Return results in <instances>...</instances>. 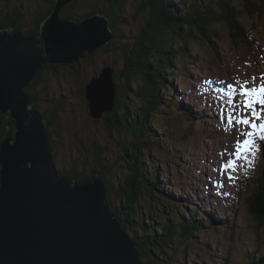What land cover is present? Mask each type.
I'll use <instances>...</instances> for the list:
<instances>
[{
  "label": "rangeland",
  "instance_id": "obj_1",
  "mask_svg": "<svg viewBox=\"0 0 264 264\" xmlns=\"http://www.w3.org/2000/svg\"><path fill=\"white\" fill-rule=\"evenodd\" d=\"M87 1L88 6L85 0L80 1L82 10L89 7L92 11H96L94 14L91 13L92 11L89 12L91 16L99 15L98 13L103 14L100 11L101 8L98 7L102 4V0ZM142 1L125 0L122 13L123 21L119 22L118 28L113 29H118L114 37L113 30L108 31L112 38L107 41L109 46L106 50L100 46L93 53L85 51L83 56L69 63L63 62L75 64L74 68L59 67L54 70L48 65L56 62H45L41 67L44 69L34 83L31 92L34 95V98L30 97L33 105L31 108L38 110L42 115L45 113L50 118L57 119L50 126L51 145L56 153V168L62 177L70 171H75L78 174L81 173L79 175L87 176L86 181H81L79 178L80 183H88L94 180V177L92 179L90 177L93 175L92 169L95 164L99 169H102L106 178L102 180L107 192L106 205L111 211H117L119 207L120 189L130 175V170L133 167L131 161L138 157L142 160L147 170L144 168L146 173H143V169L140 172L142 174L139 184L143 194L138 203L133 205L135 217L130 230L127 231L130 238L135 232H141L138 229L139 225L134 221L147 227L152 224L155 227L157 224H160L159 227L163 226L159 223L162 222L163 217H166L163 221L164 224L166 220L175 223L176 220L181 221L182 219H190L198 223L200 227L193 236L183 237L180 233L177 235L176 232L177 236L171 243H166L164 247L157 250L150 249L143 256L139 255L142 259L141 264H192L193 261H199L198 264H209V262L221 264L222 259L228 264H241L242 259H245L246 250L253 244L252 237L257 241V245L260 243L259 240H264L262 232L260 235L257 230H253L256 234H252V230L247 233L245 228L249 221L251 224L253 222L254 228L257 224L254 216L250 215L246 201L250 195L252 197L253 193H257L255 189L260 190V185L253 183L250 178L247 179L249 174L253 173L250 170L252 164L249 159L252 150L247 152L243 150V140L246 137L241 133L252 131V129L236 124L237 114L245 115L243 103L246 97H240L241 85L250 76L264 70V17H261L264 16V6L260 15L261 19L257 15L249 17L244 14L243 27L248 38L233 37V29L222 21L213 26L214 30H210L204 35H198L199 38L190 40L188 35L176 36L172 47L174 52L161 57L162 61L167 57L170 60L165 65L153 68L152 71L159 82H155L158 89L155 86V93L153 92L156 99L155 107L151 111V130L147 129V135L151 139L145 137L144 140H140L132 147L137 132L132 133L129 130V141L127 140V144H125L126 129L121 127V131L115 127V131L110 137L105 128L104 118L93 119L90 116L85 97V85L91 78L103 72L105 68L113 67L111 69L114 72L122 68L123 57L119 49L123 48V44L131 45L145 23V15L138 10L139 7H142ZM182 1L172 0V3L176 4ZM201 1L215 9L218 8L219 0ZM232 1L235 5L242 7L243 0ZM45 6H48L45 0H0V18L6 13L15 12L16 16V13L20 15L18 16L20 22L27 27L32 24L31 19L34 12L46 10ZM57 16L58 20H62L59 14ZM160 18L161 26H165L169 22L164 14ZM67 20L79 23L82 19L79 21ZM108 21L110 24L109 19ZM170 41L171 37L169 36L167 42ZM167 42L165 39L162 42L166 49L170 48ZM184 50L186 52L183 54ZM84 58L86 59L84 60ZM241 62H244L245 65H241ZM225 74L226 76H224ZM231 75H234L236 80L241 83L238 85L233 83V86L229 87L226 79L222 77ZM141 79L140 87L147 78L141 77ZM216 85L220 87L217 90L215 89ZM142 88L141 92L144 90L147 92L149 89V87L146 88V85H143ZM226 90L228 91L227 97L230 100H235L238 106L237 113H228L227 111L226 102L228 101L223 97V91ZM247 98L252 99L250 95ZM132 103L135 104L137 101ZM217 104L224 110L225 117L228 114L231 116L227 117L228 120L223 119V124L220 126L228 125L227 128L232 130L219 131L216 128L219 121L204 123L209 118L212 120L210 116L215 114L213 106ZM256 105L262 116L260 120H256L259 125L264 121V106ZM5 113L9 114L8 111ZM194 113L205 120L200 119L199 122L196 117L198 115H194ZM215 117L216 115H213V119ZM43 119L46 121L44 117ZM255 137H257L256 134L252 138L253 141ZM238 142L241 144L240 153L243 156L239 159L233 155L237 152ZM51 154L53 156L52 152ZM135 154L136 157H134ZM244 156H247V160L244 159ZM163 159H168L169 166L172 168L167 169ZM263 159L264 157H262L261 163L257 162L258 166L264 164ZM229 160L235 162L234 170L224 167ZM137 161L139 160L137 159ZM211 168H213V175L211 177L204 176L206 171ZM247 172L248 175H246ZM168 173L173 175L179 183L170 180ZM221 174L222 181L220 180ZM257 174L256 171L253 175ZM64 178L69 180L67 177ZM109 182L111 188H109ZM151 182L156 184L155 191L153 188L150 190L147 186ZM134 185L136 186L137 183ZM209 187L213 190L210 191ZM170 188L172 191L169 190ZM161 192H168L174 200H165L161 196ZM222 192L226 193L222 194ZM261 192H264V187ZM182 199L185 200L182 201ZM183 202H188L185 209L181 208ZM210 205L213 207L212 209L209 208ZM207 209L211 214L207 212ZM176 211L179 213L173 215ZM235 212L238 216L240 215L239 219ZM230 213H234L235 216ZM207 215L211 220L214 219V227H217L218 221L227 219L234 223V229L229 230L223 225L213 229L212 224L206 228L205 225L210 221ZM179 223L182 224V222ZM179 227L180 225L177 228ZM180 247H182L183 253L180 252Z\"/></svg>",
  "mask_w": 264,
  "mask_h": 264
},
{
  "label": "water",
  "instance_id": "obj_2",
  "mask_svg": "<svg viewBox=\"0 0 264 264\" xmlns=\"http://www.w3.org/2000/svg\"><path fill=\"white\" fill-rule=\"evenodd\" d=\"M56 1L38 36L0 27V110L14 119L0 142V264H141L106 205L101 176L88 183L62 177L52 163L46 121L26 107L30 97L21 88L45 62H71L112 38L100 13L79 23L59 21L60 8L72 0ZM113 73L105 68L85 85L93 119L113 108ZM257 208L264 222V207Z\"/></svg>",
  "mask_w": 264,
  "mask_h": 264
},
{
  "label": "trees",
  "instance_id": "obj_3",
  "mask_svg": "<svg viewBox=\"0 0 264 264\" xmlns=\"http://www.w3.org/2000/svg\"><path fill=\"white\" fill-rule=\"evenodd\" d=\"M80 1L82 0H72L66 4V6H63L59 13L61 19H74L79 21L84 17L91 16V13H96L95 10L92 11L89 7H87L86 10H82ZM263 1L264 0H243L242 7H239L235 5L232 0H219L218 8L215 9L213 6L203 3L201 0H183L181 3L176 4H173L172 0H143L141 5L142 7H139L138 10L146 17L144 26L138 31L136 37L134 38V42L131 45L123 44V48L119 49L123 57V64L122 68H120L118 71L115 70V75H113V80L115 83L113 108L111 111L103 113L105 117L102 115L101 118H99H104L105 128L107 129L109 136L111 137V134L114 133L115 127H118L119 130H121V127H123L126 129L125 144H127V140L129 141V130L132 131V133L137 132V136H134L135 140L132 142V147L140 140H144L145 137L151 139L147 135V129L149 128L151 130V111L155 107L156 99V96L153 94L155 93V86L158 89L155 82H159V79L154 77L152 71L153 68H156L159 65H165L170 60V58L167 57L164 61H162L161 57L162 55L167 56V54L174 52L172 47L173 42L176 40V36L180 37L183 35H188L190 40L191 38H199L200 35H204L206 32L208 33L210 30H214L213 26L222 21L224 24L233 29V37L248 38L249 36L243 27L244 14L248 15L249 17H253L258 12V18H263L264 16L260 17L262 8L264 6ZM45 2L48 5L44 7L46 10L42 12L35 11L31 19V25L25 27L20 22L18 18L20 15L18 13H16V16L15 12H9V14L6 13L5 15H2V18H0V27L11 28L12 30L20 31L25 36H38L41 23L50 14L49 12L54 10L57 1L45 0ZM85 2L88 6V1L85 0ZM124 2L125 0H102V4L98 6L101 8V13H103V15L106 17L108 16L111 30L118 28V25H120L119 22L121 23L123 21L122 13ZM162 14H164L165 18L169 20L165 26H161L160 17ZM117 30L118 29L113 30V37ZM169 36L171 37V41L167 42V38ZM119 37L121 38V35H119ZM164 39L170 48H164L162 43ZM108 46L109 44L106 43L101 45V48L106 50ZM184 52H186V50L183 51V54ZM86 58H84V60ZM66 63L56 62L48 66L54 70H57L59 67L74 68L75 66V64ZM43 69L44 67L38 70L32 83H29L28 86L24 88L29 97L34 98V95L31 94V92L33 90V86L35 85L34 83H36L37 79L40 77V73ZM143 70H145L144 73ZM141 77L147 78L143 84L146 85V88L149 87L147 92L145 90L141 92V88L143 86L142 85L140 87V81L142 80ZM133 101H137V103L133 104ZM195 114L196 113H194V115ZM42 116L47 121L49 145L51 152L53 153V158L56 162V153L51 145L52 133L50 131V126L52 123H54V121H57V119L50 118V116L46 115L45 113H43ZM196 117L199 120V117ZM7 128H14V119H12L8 113L2 112L0 110V142L5 136ZM134 157H136V154ZM135 159L131 161V165H133V167L130 170L129 177L124 182L125 184L123 183L124 185L121 186L122 188L120 189V200L118 204L119 207L117 208V211L112 210L126 234H128L127 231L130 230V226L133 222L132 220L135 217L133 205L138 203L143 194L139 184L140 175L142 174L140 172L143 169V173H146L145 169L147 170L139 157L137 158L139 161ZM171 164L175 167L172 162ZM165 167L167 166L165 165ZM169 167L172 168V166ZM257 172L258 174L254 176L251 174L250 180L253 183L259 184L260 190L255 189V192L257 193H253L252 197L250 195L248 198L250 199L251 197L252 199H248L246 203L249 206L250 215L254 216V219L257 222L255 228L260 235V232L264 234V222L262 221L261 214L258 213L259 209L257 208L256 204L264 207V192H261L262 187H264V164H260L258 166ZM92 173L93 175L90 177V179H92L94 175L101 176L102 180L106 179L102 169H99L97 164H95L93 167ZM79 174L75 171H70L64 177H67L70 180H87V176ZM169 176L170 180L177 181L173 175L169 174ZM177 182L179 183V181ZM135 183H137L136 186L134 185ZM155 185L156 184L154 182L147 184L148 188L150 190L153 188L154 191L156 190ZM109 188H111L110 182ZM109 188L107 187V190H109ZM161 196L167 201L174 200V198L168 192H161ZM183 200L185 199H182V201ZM187 204L188 202H183L182 208L185 209ZM164 218L166 217H163L162 222H160L163 226L158 227L157 230L156 228L155 230L152 229L151 226L147 227L146 225L141 224V232H139V235H132L133 242L137 244L136 250L139 255L143 256L144 254H147L150 249L157 250L158 248L164 247L166 243H171L172 238L175 236L176 232H180V229L182 230V233L180 234L181 236L191 237L198 227H200L198 224L195 225L196 222L189 223L179 220H176L175 223H171L170 221L166 220L164 224ZM179 222H182V224ZM220 223L223 225V227L229 229H232L235 226L233 222H229L227 219H223ZM175 224L176 227L174 228ZM247 224H250V221L247 222ZM177 225H180V227L177 228ZM146 229L148 230L146 232L147 234L144 232ZM254 234H256V232H254ZM255 237L258 238V236ZM259 242V245L252 244L246 250L245 259H242L241 264H264V240H259ZM157 255L159 254L157 253Z\"/></svg>",
  "mask_w": 264,
  "mask_h": 264
},
{
  "label": "bare ground",
  "instance_id": "obj_4",
  "mask_svg": "<svg viewBox=\"0 0 264 264\" xmlns=\"http://www.w3.org/2000/svg\"><path fill=\"white\" fill-rule=\"evenodd\" d=\"M63 6H66V4H63L62 5V7L60 8V10L63 8ZM60 10H59V12H58V14L60 13ZM53 11V10H52ZM52 11H51V13H52ZM50 13V14H51ZM257 15V14H256ZM101 16H103L104 18H105V21H106V25L108 26V27H110L111 28V26H110V24H109V21H108V16L106 17L105 15H101ZM47 18V17H46ZM83 20V19H82ZM59 21H63V20H59ZM81 21V20H80ZM79 21V22H80ZM234 39V38H233ZM98 47H100V46H98ZM241 65H245V63L244 62H241ZM245 68V67H244ZM257 68H259V67H257ZM167 76V75H166ZM224 76H226V74L224 75ZM167 78V77H166ZM222 78H225L226 79V82H227V84L228 85H232L233 83L235 84V85H238V84H240L241 82H239L238 80H236V78L234 77V75H231L230 77H222ZM30 82H28L27 84H25V85H23L22 86V88H21V91H22V93H23V95H27L28 96V94L26 93V91H25V87L26 86H28V84H29ZM244 83V84H243ZM242 84H243V86L246 88V89H249V90H251V89H256L257 91H259V89L260 88H262V87H264V70L263 71H261L260 73H257L256 75H252V76H250L249 77V79L246 81V80H244V82H243ZM217 87L215 88L216 90L217 89H219L220 87H218V85H216ZM233 86V85H232ZM234 88H236L235 86H234ZM228 91H225V93L223 94L224 95V98H225V100L226 101H228L227 102V111H228V113H230V112H233V113H237V111H238V106L236 105V103H235V100H230L228 97H227V93ZM202 93H204V92H202ZM221 94H222V91H221ZM241 94V93H240ZM29 97V96H28ZM238 97V96H237ZM240 97H242V98H244V96H240ZM250 97L252 98V99H255V98H258L255 94H251L250 93ZM225 101V102H226ZM229 101H231V103H229ZM214 105V104H213ZM31 106H33L32 104L31 105H26V107H27V109H30L31 108ZM253 107H256L257 108V105L256 104H254L253 105ZM229 108H232V110H229ZM190 109V108H189ZM184 110V109H183ZM213 112H215V114H213V115H216V117L214 118V119H216V120H214L213 119V115L212 116H210V117H212V120L209 118L207 121H204L205 119L204 118H202L201 116H199L198 114H195V115H198V117H199V122H200V118L204 121V123H206V122H209V121H211V122H213V121H219V124H217L216 125V128L217 129H219V130H232L231 128H227L228 126H226V125H224L225 127H221L220 125L221 124H223V118L225 117V114H224V110L222 109V107L219 105V104H217L216 106H213ZM210 113V112H209ZM208 113V115H211V114H209ZM243 113L245 114V111L243 110ZM223 116V117H222ZM225 123V122H224ZM234 131V130H233ZM263 148H264V146H263ZM262 152H264L263 151V149H260L259 151H255L254 152V154H253V150L251 151V155L249 156L250 158L252 157V158H254V157H259L258 158V162L259 163H261V161H262V157H264V156H262L261 155V153ZM262 156V157H261ZM243 156L241 155V153H240V158H242ZM168 159H163V161H164V163H165V165L167 166V167H169V160L167 161ZM52 163L54 164V166L55 167H57L56 166V162H55V160H54V158L52 157ZM211 166H213V164H211ZM256 168L258 169V165L256 164V166L254 167V168H251V171L252 172H254L255 170H256ZM57 170H58V168H57ZM249 172V171H248ZM248 172H247V174L246 175H248ZM213 175V168H211V169H209L208 171H206V174H204V176H206V177H211ZM220 180L222 181L223 180V177H222V174H221V176H220ZM75 181H78V180H75ZM210 185L211 186H213L211 183H210ZM209 189H210V191H212L213 189H211L210 187H209ZM169 190H171L172 191V189L170 188ZM239 192H240V190H239ZM223 193H226V192H222V194ZM211 198H214L213 196H211ZM227 199V198H226ZM215 201H214V205H215ZM204 204V203H203ZM167 205V204H166ZM200 207V206H199ZM209 208L210 209H212L213 207L210 205L209 206ZM201 212H203V210H200ZM214 211H217V210H214ZM233 211H236V210H233ZM207 212L208 213H210L209 212V209H207ZM206 212V213H207ZM113 213V212H112ZM177 213H179L178 211H176V213H174L173 215H176ZM114 214V213H113ZM211 214V213H210ZM235 214H236V212H235ZM235 214L234 213H230V215H234L235 216ZM115 215V214H114ZM237 215V214H236ZM203 216H205V215H203ZM208 216V218L210 219V216L209 215H207ZM212 216V215H211ZM238 216V215H237ZM240 216V215H239ZM239 216L237 217L238 219H239ZM241 218H242V216H241ZM245 218V217H244ZM206 221L205 222H207V219H205ZM133 221V220H132ZM181 221H185V222H192V223H194L195 221H193V220H190V219H182ZM134 223L135 224H137V225H139V230H140V227L142 226L139 222H135L134 221ZM160 223V222H159ZM213 223H215V221H214V219H210V221L205 225V226H207L206 228H208V226H211V224H212V227H213V229H216V228H218V227H222V225H221V223L218 221V223H217V227H214V224ZM157 224V223H156ZM198 223H196L195 225H197ZM141 225V226H140ZM159 225L160 224H157V227H155V226H153V224H152V229H154L155 230V228H156V230H157V228L159 227ZM162 225V224H161ZM253 222H252V224H251V222H250V224H247L246 225V229H247V233L249 232V230H252V232H253V230H256V228H254L253 226ZM177 227H178V225H177ZM232 229H234V227L232 228ZM230 230V229H229ZM148 230L146 229L144 232L146 233ZM157 233V232H156ZM180 232L178 231L177 232V235L179 234ZM147 234V233H146ZM252 234H254V232L252 233ZM131 235V234H130ZM157 235H158V233H157ZM177 235H175L173 238H172V240H174V238L177 236ZM132 236V235H131ZM133 237V236H132ZM252 241H253V245H257V241L254 239V237H252ZM135 241V240H134ZM135 243V242H134ZM144 244V243H143ZM136 246H137V244H136ZM181 249H180V252L181 253H183L184 251H183V249H182V247H180ZM142 260V259H141ZM198 262L199 261H196V262H192V264H198ZM209 264H212L211 262H209ZM221 264H226V261L225 260H221Z\"/></svg>",
  "mask_w": 264,
  "mask_h": 264
},
{
  "label": "snow or ice",
  "instance_id": "obj_5",
  "mask_svg": "<svg viewBox=\"0 0 264 264\" xmlns=\"http://www.w3.org/2000/svg\"><path fill=\"white\" fill-rule=\"evenodd\" d=\"M229 87H232V85H229ZM255 94L258 99L257 100H252L247 97L249 95ZM241 95L246 97L243 103V108L245 111V115H239L237 114L236 117V124L237 125H244L248 126L252 129V131H247V132H242L241 135L246 137L243 140V150L245 152L253 150V154L255 151H259V148L255 146L253 137L254 135L258 132L260 133L259 139L261 141H264V123H260L257 125L256 120H260L262 118L261 112L257 110L256 107H253L254 104H259L261 106H264V87L260 88L259 91L256 89H246L241 85ZM231 103V101H229ZM229 124H231V121H229ZM240 150H241V144L238 142L237 143V152L234 153L237 157V159L240 158ZM244 159L247 160V156H244ZM234 161L229 160L227 164L224 166L225 168H232L234 170ZM231 179V177H229Z\"/></svg>",
  "mask_w": 264,
  "mask_h": 264
},
{
  "label": "crops",
  "instance_id": "obj_6",
  "mask_svg": "<svg viewBox=\"0 0 264 264\" xmlns=\"http://www.w3.org/2000/svg\"><path fill=\"white\" fill-rule=\"evenodd\" d=\"M167 168H169V167H167Z\"/></svg>",
  "mask_w": 264,
  "mask_h": 264
}]
</instances>
